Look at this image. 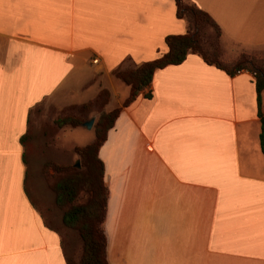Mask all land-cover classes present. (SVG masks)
<instances>
[{
  "label": "crops",
  "instance_id": "crops-1",
  "mask_svg": "<svg viewBox=\"0 0 264 264\" xmlns=\"http://www.w3.org/2000/svg\"><path fill=\"white\" fill-rule=\"evenodd\" d=\"M188 1L226 41L264 45V0ZM186 28L174 0H0V264H66L25 192L30 111L84 72L124 100L111 70L160 56L165 35ZM259 129L250 72L194 53L157 68L99 148L108 263L264 264Z\"/></svg>",
  "mask_w": 264,
  "mask_h": 264
},
{
  "label": "trees",
  "instance_id": "trees-1",
  "mask_svg": "<svg viewBox=\"0 0 264 264\" xmlns=\"http://www.w3.org/2000/svg\"><path fill=\"white\" fill-rule=\"evenodd\" d=\"M176 16L187 23L184 33L167 34L164 37L166 51L151 60L132 66H119L111 70V74L129 87V94L122 106L111 110H100L94 124V139L82 146H76L75 152L82 159V168L75 165L50 164L59 173L52 183L54 202L61 209V222L64 227L77 231L81 241V251L77 260L63 253L66 264H109L105 255V235L103 222L107 200V188L104 184V165L98 152L106 139L108 130L118 116L121 108L133 101L147 87L157 68L169 64H178L188 53L197 54L207 64L223 69L229 75L236 70L247 69L254 76L257 114L260 120L259 147L264 158V116L261 112V91L264 89V57L241 54L232 63L220 60L221 47L219 38L221 30L215 20L204 10L183 0H174ZM109 95L106 88L98 93L95 102ZM148 97L149 94H146ZM87 104H82L85 108ZM82 119L65 115L57 117L55 123L59 126H76ZM26 133V132H25ZM20 137L23 144L26 135ZM80 193L85 199L75 202Z\"/></svg>",
  "mask_w": 264,
  "mask_h": 264
},
{
  "label": "rangeland",
  "instance_id": "rangeland-1",
  "mask_svg": "<svg viewBox=\"0 0 264 264\" xmlns=\"http://www.w3.org/2000/svg\"><path fill=\"white\" fill-rule=\"evenodd\" d=\"M190 3L188 0H183ZM223 63H232L241 54L264 57V45L253 47H242L226 41L222 34L219 38ZM84 72L77 75L80 82L79 88L72 90L60 89L36 105L29 113V122L26 138L23 142L24 158L27 166L25 179V192L32 204L41 210L44 222L60 235V246L62 252L73 260H77L81 251V241L77 231L70 230L61 222V209L54 202L52 183L57 179L59 173L50 164L74 166L76 160L78 168H82V159L75 152L76 146H82L94 139V124L100 110H111L122 105L124 100L117 99L108 89L110 87L107 79L100 84L99 74L95 77ZM75 79V78H74ZM116 92L128 90V86L117 78H113ZM102 88H106L109 95H105L97 102L95 99ZM125 92V91H124ZM82 104H87L81 108ZM70 115L82 119L79 125L69 124L59 126L55 123L57 117ZM93 117L91 127L87 128L82 123ZM85 199L80 193L75 202Z\"/></svg>",
  "mask_w": 264,
  "mask_h": 264
},
{
  "label": "water",
  "instance_id": "water-1",
  "mask_svg": "<svg viewBox=\"0 0 264 264\" xmlns=\"http://www.w3.org/2000/svg\"><path fill=\"white\" fill-rule=\"evenodd\" d=\"M92 123H93V117H91L90 119L84 121L82 124H83L85 127L89 128V127H91ZM74 165H75L76 167L79 166V162H78V160L75 161Z\"/></svg>",
  "mask_w": 264,
  "mask_h": 264
},
{
  "label": "built area",
  "instance_id": "built-area-1",
  "mask_svg": "<svg viewBox=\"0 0 264 264\" xmlns=\"http://www.w3.org/2000/svg\"><path fill=\"white\" fill-rule=\"evenodd\" d=\"M92 62L95 63L96 59H93ZM241 72H250V71H248L247 69H239V70H236L234 74L241 73ZM251 74L253 75V73H251Z\"/></svg>",
  "mask_w": 264,
  "mask_h": 264
}]
</instances>
